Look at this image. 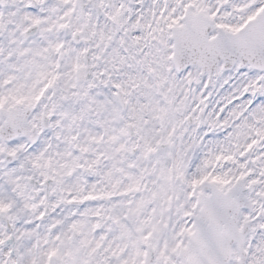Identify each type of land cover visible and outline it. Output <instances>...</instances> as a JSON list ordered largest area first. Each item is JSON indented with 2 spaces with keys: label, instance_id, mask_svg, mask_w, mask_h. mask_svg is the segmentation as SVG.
<instances>
[{
  "label": "snow or ice",
  "instance_id": "6c2138e0",
  "mask_svg": "<svg viewBox=\"0 0 264 264\" xmlns=\"http://www.w3.org/2000/svg\"><path fill=\"white\" fill-rule=\"evenodd\" d=\"M0 264H264V0H0Z\"/></svg>",
  "mask_w": 264,
  "mask_h": 264
}]
</instances>
